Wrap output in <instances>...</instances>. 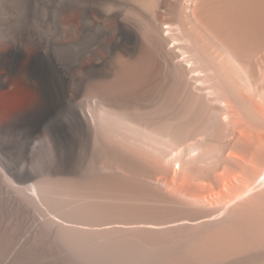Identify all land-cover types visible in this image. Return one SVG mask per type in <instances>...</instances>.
<instances>
[{"label": "bare ground", "instance_id": "1", "mask_svg": "<svg viewBox=\"0 0 264 264\" xmlns=\"http://www.w3.org/2000/svg\"><path fill=\"white\" fill-rule=\"evenodd\" d=\"M12 1L0 262L264 264V0Z\"/></svg>", "mask_w": 264, "mask_h": 264}, {"label": "rangeland", "instance_id": "2", "mask_svg": "<svg viewBox=\"0 0 264 264\" xmlns=\"http://www.w3.org/2000/svg\"><path fill=\"white\" fill-rule=\"evenodd\" d=\"M5 3H6V6L4 5ZM12 4H13L12 0H0V9L2 8L0 10V32L4 30V31L10 32L12 34L16 31L17 17H15L16 14H15L14 7ZM22 23L24 26H27L28 19H27L26 12L23 15ZM7 47H8L7 44L2 45V49L4 51L8 50L9 47L8 48ZM27 51H28V53H27V55H28L30 50H27ZM6 91H7L6 88L0 89V110L5 107L6 101L11 99L10 95L5 94ZM2 114L3 113H1V111H0V116ZM0 264H2V262H0Z\"/></svg>", "mask_w": 264, "mask_h": 264}]
</instances>
